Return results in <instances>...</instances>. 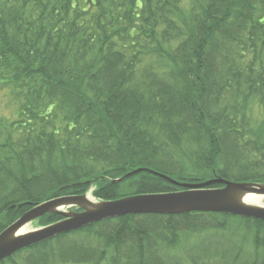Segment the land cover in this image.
<instances>
[{
    "label": "trees",
    "instance_id": "16d2710c",
    "mask_svg": "<svg viewBox=\"0 0 264 264\" xmlns=\"http://www.w3.org/2000/svg\"><path fill=\"white\" fill-rule=\"evenodd\" d=\"M0 86L17 105L0 119V232L90 187L109 201L189 189L161 175L264 184V0H0ZM206 228L221 246L196 240ZM67 262L264 264V221L126 215L0 264Z\"/></svg>",
    "mask_w": 264,
    "mask_h": 264
},
{
    "label": "water",
    "instance_id": "95a60500",
    "mask_svg": "<svg viewBox=\"0 0 264 264\" xmlns=\"http://www.w3.org/2000/svg\"><path fill=\"white\" fill-rule=\"evenodd\" d=\"M139 170H134L129 174L136 173ZM161 176L173 184L189 189L171 193L128 196L118 200L96 203L91 202L87 194L62 196L32 206L0 232V262L19 250L28 248L55 235L126 215H173L208 212L233 214L264 221V205H250L241 200L243 193H254L264 197V184L212 179L198 184L185 185L168 178L166 175ZM214 183L222 184V186L206 188ZM64 207H77L81 211H63L62 208ZM45 214H58L63 219L32 231L21 232L24 226Z\"/></svg>",
    "mask_w": 264,
    "mask_h": 264
},
{
    "label": "rangeland",
    "instance_id": "374dc122",
    "mask_svg": "<svg viewBox=\"0 0 264 264\" xmlns=\"http://www.w3.org/2000/svg\"><path fill=\"white\" fill-rule=\"evenodd\" d=\"M16 108H17V105L15 104L13 98L10 96L9 89L0 86V119L1 118H8V119H12V120L15 119L16 116H17V113L15 112ZM184 152L187 153L185 149L181 148L179 150L178 155L185 156ZM187 158H189V157H187ZM187 161L190 162L191 160L188 159ZM93 190H94V187H90L85 192L87 194L88 199L91 202H95V203L96 202H100L101 200H99L98 198H96L94 196ZM109 201H112V200H109ZM262 203L264 205V197H263ZM69 209L70 208H66L65 207L63 210L64 211H69ZM77 211L79 212L80 209L78 208ZM59 220H61V218ZM26 226L28 227V231H32V230H34L36 228H40V227H42L44 225L42 223H38L37 219H36V220L32 221L31 223L27 224ZM188 230H189V227H188ZM195 232L197 234L196 235V240L202 239V237L205 236L204 234H206V238L207 237L212 238V239H210V241H213V242H216V243H218L219 239L221 238V235L214 234L215 232H212L208 228H206L204 230L197 229ZM226 239H227V243H226V245L221 247V251L225 250V248L231 249V248L235 247V245H234L235 242H234V240L232 238H226ZM210 241H208V242H210ZM223 241H224V238H221L220 242H223ZM220 242L218 244H220ZM220 246H221V244H220ZM214 253H216V252H214ZM62 264H71V263L67 262V263H62Z\"/></svg>",
    "mask_w": 264,
    "mask_h": 264
},
{
    "label": "bare ground",
    "instance_id": "6f19581e",
    "mask_svg": "<svg viewBox=\"0 0 264 264\" xmlns=\"http://www.w3.org/2000/svg\"><path fill=\"white\" fill-rule=\"evenodd\" d=\"M241 200L244 203L250 204V205H256V206H261L263 205L262 200L263 196L259 194H254V193H243L241 196ZM28 227L24 226L21 232H27Z\"/></svg>",
    "mask_w": 264,
    "mask_h": 264
}]
</instances>
